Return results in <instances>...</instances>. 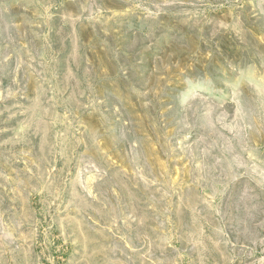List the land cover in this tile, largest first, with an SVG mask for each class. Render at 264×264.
I'll return each instance as SVG.
<instances>
[{
	"label": "rangeland",
	"instance_id": "obj_1",
	"mask_svg": "<svg viewBox=\"0 0 264 264\" xmlns=\"http://www.w3.org/2000/svg\"><path fill=\"white\" fill-rule=\"evenodd\" d=\"M0 264H264V0H0Z\"/></svg>",
	"mask_w": 264,
	"mask_h": 264
}]
</instances>
